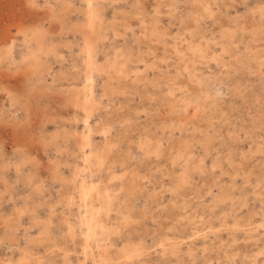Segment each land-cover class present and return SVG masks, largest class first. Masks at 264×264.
I'll return each instance as SVG.
<instances>
[{
  "label": "rangeland",
  "instance_id": "1",
  "mask_svg": "<svg viewBox=\"0 0 264 264\" xmlns=\"http://www.w3.org/2000/svg\"><path fill=\"white\" fill-rule=\"evenodd\" d=\"M0 264H264V0H0Z\"/></svg>",
  "mask_w": 264,
  "mask_h": 264
},
{
  "label": "bare ground",
  "instance_id": "2",
  "mask_svg": "<svg viewBox=\"0 0 264 264\" xmlns=\"http://www.w3.org/2000/svg\"><path fill=\"white\" fill-rule=\"evenodd\" d=\"M89 7V6H88ZM94 10V9H93ZM92 14H95L94 12ZM86 15V14H85ZM91 18V17H90ZM86 68V67H85ZM90 73V72H89ZM91 84V83H90ZM91 89H89L88 93H91ZM78 95V94H77ZM87 96V95H85ZM180 152V151H179ZM83 190L87 189L85 191H83V201L85 202V204H87V197H89L91 190L93 189V187H89V188H85L84 185H82L81 187ZM70 194V193H69ZM98 194V193H97ZM108 197V196H107ZM69 204V203H68ZM108 208V207H107ZM91 217H85L86 215H83V220H81L80 224L83 226V234H84V240H85V246H87L88 242L90 239H92L96 234V225H97V219H96V215H94L91 211H90ZM90 216V215H89ZM98 226V225H97ZM96 238V236H95ZM89 246V245H88ZM85 248V247H84ZM86 249V248H85Z\"/></svg>",
  "mask_w": 264,
  "mask_h": 264
}]
</instances>
